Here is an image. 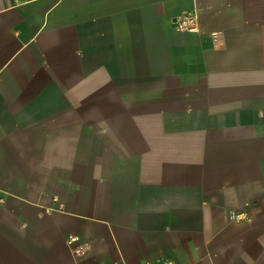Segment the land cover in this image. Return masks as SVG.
<instances>
[{
  "label": "crops",
  "instance_id": "1",
  "mask_svg": "<svg viewBox=\"0 0 264 264\" xmlns=\"http://www.w3.org/2000/svg\"><path fill=\"white\" fill-rule=\"evenodd\" d=\"M158 261L264 264V0H0V264Z\"/></svg>",
  "mask_w": 264,
  "mask_h": 264
},
{
  "label": "built area",
  "instance_id": "2",
  "mask_svg": "<svg viewBox=\"0 0 264 264\" xmlns=\"http://www.w3.org/2000/svg\"><path fill=\"white\" fill-rule=\"evenodd\" d=\"M178 28H180V29H186V25L184 23H180L178 25ZM72 241H73V238L69 237L67 243L68 244H71ZM72 252H73V254L75 256H78V255H80L82 253V250L79 249V248H75V249L72 250ZM143 264H171V262H169V261H158V262H153V263L152 262L151 263L146 262V263H143Z\"/></svg>",
  "mask_w": 264,
  "mask_h": 264
}]
</instances>
